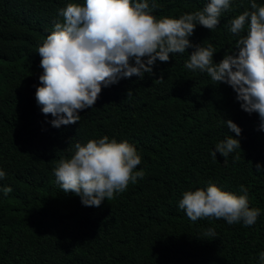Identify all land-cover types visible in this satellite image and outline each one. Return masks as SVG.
Masks as SVG:
<instances>
[{"label":"trees","instance_id":"16d2710c","mask_svg":"<svg viewBox=\"0 0 264 264\" xmlns=\"http://www.w3.org/2000/svg\"><path fill=\"white\" fill-rule=\"evenodd\" d=\"M208 2L155 0L152 15L178 19ZM68 3L83 6L86 0H0V170L6 173L0 188H12L7 196L0 192V264H260L264 131L259 115L242 111L230 86L186 69L194 51L189 48L170 54L168 62L157 60L143 79L133 76L102 88L93 108L79 112L78 123L52 127L54 117L45 116L35 98L43 74L37 51L54 21H63L58 10ZM148 3L151 7L153 0ZM256 3L264 6V0ZM245 10H251L249 0H232L217 29L197 25L191 43L213 45V61L219 63L235 51L238 39L226 25ZM222 119L232 120L241 135ZM104 136L133 145L141 157L134 171L145 175L100 207H86L80 197L62 191L53 169L60 159L71 158L77 142ZM228 136L240 141V149L214 158L215 145ZM210 185L237 196L244 185L249 207L261 211L256 224L187 218L178 207L183 194ZM208 229L216 236L206 235Z\"/></svg>","mask_w":264,"mask_h":264},{"label":"clouds","instance_id":"9594fccd","mask_svg":"<svg viewBox=\"0 0 264 264\" xmlns=\"http://www.w3.org/2000/svg\"><path fill=\"white\" fill-rule=\"evenodd\" d=\"M249 4L251 10L226 25L238 38L235 51L226 52L219 63H214L213 45H194L189 38L197 25L215 31L222 14L232 10V0H209L202 10L178 19L152 15L158 8L155 0L151 7L148 0H86L83 6L68 3L58 10L63 21H54L52 33L38 47L43 74L39 76L42 86L36 88V102L45 116L54 117L52 127L76 124L81 118L79 112L93 108L102 88L133 76L143 79L145 73H153L157 60L168 62L170 54L194 48L184 67L230 86L241 110L249 115L257 113L259 130L264 131V6L256 0H249ZM222 123L237 137L241 135L242 130L232 120L222 119ZM74 148L71 158L60 159L53 173L62 191L80 197L86 207H100L105 199H114L145 175L142 170L134 171L141 157L127 141L118 143L104 136L85 145L77 142ZM237 149L240 141L228 136L215 145L211 155L215 158L219 153L226 158ZM255 167L261 169L260 164ZM4 178L6 173L0 170V180ZM239 190L243 193L239 196L215 185L206 191H186L178 207L192 222L223 219L229 225L242 222L245 227L253 226L261 211L249 207L244 185ZM0 192L7 196L12 188H0ZM206 235L214 237L216 233L208 229ZM259 261L264 264V252L259 253Z\"/></svg>","mask_w":264,"mask_h":264}]
</instances>
